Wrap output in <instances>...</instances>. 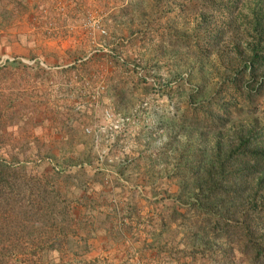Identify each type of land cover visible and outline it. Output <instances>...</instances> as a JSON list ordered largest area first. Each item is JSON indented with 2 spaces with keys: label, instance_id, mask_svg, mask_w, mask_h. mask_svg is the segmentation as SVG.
<instances>
[{
  "label": "rangeland",
  "instance_id": "1",
  "mask_svg": "<svg viewBox=\"0 0 264 264\" xmlns=\"http://www.w3.org/2000/svg\"><path fill=\"white\" fill-rule=\"evenodd\" d=\"M203 3L0 0L1 134L10 132L14 145L52 152L47 168L71 157L101 172L104 186L92 188L111 193L112 212L121 204L122 218L110 217L111 223L101 222L100 206L92 233L85 232L90 225L74 226L72 247L83 240L90 247L65 251L51 264H252L236 249L220 254L221 243L193 256L178 221L157 234L158 212L168 220V206L185 207L178 200L180 170L218 136L226 142V134L231 138L254 119L264 126V84L247 96L237 88L241 81L227 79L252 36L242 24L241 33L208 48L199 25ZM251 6L247 0L240 8L246 18ZM245 17L238 15L239 24ZM209 114L223 123L212 125ZM20 243L31 249L29 241ZM0 254V264L13 256L20 264H47L28 262L17 246L0 247Z\"/></svg>",
  "mask_w": 264,
  "mask_h": 264
},
{
  "label": "trees",
  "instance_id": "2",
  "mask_svg": "<svg viewBox=\"0 0 264 264\" xmlns=\"http://www.w3.org/2000/svg\"><path fill=\"white\" fill-rule=\"evenodd\" d=\"M248 2L252 6L246 18L240 8L247 6V0H204L199 24L208 48L241 33L242 24L243 31L251 34L248 53L243 56L238 50L241 63L227 77L234 83L241 81L237 88L243 87L247 96L264 84V0ZM238 15L245 17L240 24ZM235 39L234 45L240 44V38ZM209 119L216 127L224 121L217 114H209ZM253 121L231 138L226 134V142L218 136L212 149L201 150L197 161L180 170L178 200L185 207L168 206V220L164 212H158L157 223L163 227L157 234L168 221H178L177 226L183 229L181 240L190 246L193 256L206 255L208 250L212 253L221 243L226 248L220 254L235 255L236 249L252 264H264V126ZM52 155L41 145H14L10 132H0V240L5 235L9 241L0 247L13 250L17 246L28 262L51 264L65 251L75 255L87 250L90 245L86 240L72 247L77 234L74 226L90 225L85 232L89 229L92 233L100 206L106 209L102 223H111L110 217L122 218L121 204L113 212L109 207L111 193L92 188L94 182L104 186L101 172H88L90 167L82 161L72 162L71 157L63 159L61 166L47 168ZM70 163L76 166L70 168ZM127 205L131 212L135 210L134 202ZM21 240L32 243L31 249L24 250ZM13 259L7 264H20L19 258Z\"/></svg>",
  "mask_w": 264,
  "mask_h": 264
}]
</instances>
